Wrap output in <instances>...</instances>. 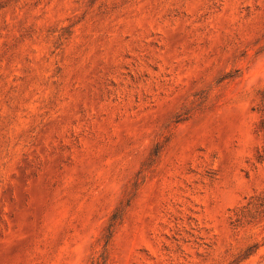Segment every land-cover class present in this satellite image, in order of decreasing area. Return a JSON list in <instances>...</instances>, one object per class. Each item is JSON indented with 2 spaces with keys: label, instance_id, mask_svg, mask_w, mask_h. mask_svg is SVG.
<instances>
[{
  "label": "rangeland",
  "instance_id": "obj_1",
  "mask_svg": "<svg viewBox=\"0 0 264 264\" xmlns=\"http://www.w3.org/2000/svg\"><path fill=\"white\" fill-rule=\"evenodd\" d=\"M0 264H264V0H0Z\"/></svg>",
  "mask_w": 264,
  "mask_h": 264
}]
</instances>
